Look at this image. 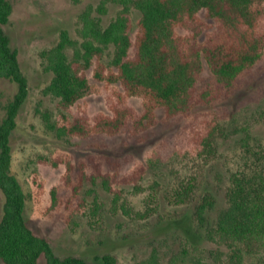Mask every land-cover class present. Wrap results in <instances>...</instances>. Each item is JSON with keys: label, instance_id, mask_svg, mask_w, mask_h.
<instances>
[{"label": "trees", "instance_id": "1", "mask_svg": "<svg viewBox=\"0 0 264 264\" xmlns=\"http://www.w3.org/2000/svg\"><path fill=\"white\" fill-rule=\"evenodd\" d=\"M110 2L119 8L104 24L102 16ZM12 10L10 0H0V77L16 84L0 122V190L4 197L0 263L38 264L43 257L46 264H117L111 253L95 261L80 255L61 257L25 218L27 194L11 169V135L28 98L29 82L4 30ZM134 11L139 17L132 36ZM76 34L73 37L67 29H60L57 41L41 52L43 69L51 74L44 92L59 103L55 118L41 114L45 127L58 138L111 136L124 129L138 134L156 124L158 113L164 119L184 116L214 97L212 88L196 89L203 62L217 82L231 85L262 57L264 0H100L80 11ZM91 94L104 95L105 110L92 115L86 112L80 100ZM133 97L140 101L139 110L129 103ZM220 132L221 124L211 116L191 124L187 145H196L192 159L196 170L166 188L168 202L179 205L194 200L200 170L218 157L216 136ZM141 171L132 173L140 175ZM102 177L110 190V175ZM227 177L226 208L206 236L225 246L226 257L219 264H264V140L253 145L244 140L235 166H228ZM154 198L149 202L155 204ZM214 201L206 191L194 204L192 215L198 224H205V213ZM121 203L127 207L122 210L129 212L127 199ZM166 264L210 263L183 248Z\"/></svg>", "mask_w": 264, "mask_h": 264}, {"label": "rangeland", "instance_id": "2", "mask_svg": "<svg viewBox=\"0 0 264 264\" xmlns=\"http://www.w3.org/2000/svg\"><path fill=\"white\" fill-rule=\"evenodd\" d=\"M10 1L13 10L4 30L29 82L28 98L11 135V169L27 194L24 215L32 230L46 237L61 257L80 255L95 261L111 253L117 264H166L173 254L188 248L210 264L223 261L225 246L208 239L206 231L226 208L227 169L235 166L244 140L250 145L264 140V52L231 85L217 82L203 62L196 89L212 88L214 97L187 115L164 119L158 113L156 124L138 134L124 129L111 136L58 138L41 115L47 112L55 118L59 111L58 99L44 92L51 74L43 69L41 52L57 41L62 28L76 37L78 14L100 0ZM118 8L108 4L104 24ZM138 17L134 11L132 36ZM15 92L16 84L0 77V122ZM129 103L141 108L135 97ZM80 104L89 115L106 109L103 94L88 95ZM202 116L221 124L218 157L200 170L194 200L172 204L164 196L166 188L196 170L192 159L197 148L187 141L191 124ZM142 168L140 175L132 173ZM102 174L110 175V190ZM206 191L215 201L200 225L192 211ZM153 195L155 204L149 202ZM124 198L129 212L122 210ZM3 202L0 190V218ZM38 264H46L45 259L40 257Z\"/></svg>", "mask_w": 264, "mask_h": 264}]
</instances>
